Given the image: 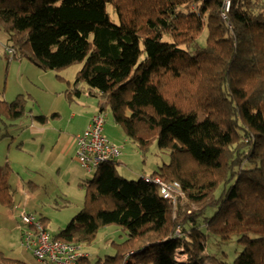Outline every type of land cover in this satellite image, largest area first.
Instances as JSON below:
<instances>
[{
	"label": "trees",
	"instance_id": "16d2710c",
	"mask_svg": "<svg viewBox=\"0 0 264 264\" xmlns=\"http://www.w3.org/2000/svg\"><path fill=\"white\" fill-rule=\"evenodd\" d=\"M223 7L224 0H0L8 47L47 71L83 64L69 99L95 97L144 155L154 143L168 151L171 163L143 176L179 183L184 193L173 204L158 184L119 176L117 158L82 182L85 206L54 241L83 247L115 225L127 237L102 264H179L181 248L187 264H226L208 251L213 235L243 246L234 264H264V0H231L226 19ZM25 114L24 96L7 102L0 94V119ZM13 173L0 167V203L10 208ZM89 257L80 264H92ZM0 264L26 263L0 251Z\"/></svg>",
	"mask_w": 264,
	"mask_h": 264
},
{
	"label": "rangeland",
	"instance_id": "374dc122",
	"mask_svg": "<svg viewBox=\"0 0 264 264\" xmlns=\"http://www.w3.org/2000/svg\"><path fill=\"white\" fill-rule=\"evenodd\" d=\"M107 13L110 21L119 25L115 7L108 5ZM9 37L0 29V94L7 102L24 96L26 114L16 121L6 117L0 119V167L9 164L13 170L10 184L15 191L13 208L0 203V251L26 264H40L32 252L22 245L21 231L17 228L21 212L32 213L38 219L45 218L50 233L55 236L84 208L86 188L81 184L92 180L95 171L88 172L83 168L75 157L77 148L64 146L73 132H64L62 126L69 121L68 116L77 107L85 113L97 112L98 109L93 107L94 111L90 106L85 107L88 104L80 102L79 97L71 96L69 99L67 96V91L73 90L76 75L83 64L52 71L41 69L30 59L20 57L16 52L10 53L7 49L11 45ZM207 38L208 31L204 29L198 40L199 45L204 47ZM164 39L169 40V37L165 36ZM144 57L142 54L140 61ZM52 113L61 114V120H52L56 125L54 132L50 130ZM105 114V134L111 141L124 147L123 155H128L127 159L122 155L115 162L119 176L136 181L144 174H152L171 163V154L162 151L158 143L152 144L144 155L136 143L128 138L126 130L115 123L110 110ZM36 116H45L48 122L41 123L34 118ZM43 130L46 133H39ZM43 147L44 151L41 150ZM126 237L118 226H108L101 229L95 241L84 245L83 249L90 254L92 264H102L116 255V245ZM208 251L226 264H234L243 246L237 243L236 238L222 244L211 235Z\"/></svg>",
	"mask_w": 264,
	"mask_h": 264
},
{
	"label": "built area",
	"instance_id": "2783aa9c",
	"mask_svg": "<svg viewBox=\"0 0 264 264\" xmlns=\"http://www.w3.org/2000/svg\"><path fill=\"white\" fill-rule=\"evenodd\" d=\"M231 0H224L222 17L227 18ZM10 53L15 51L7 47ZM104 116L94 114L87 128L77 136L76 159L88 172L95 171L101 165L116 160L122 155V146L111 142L104 133ZM145 182L156 183L160 186L164 199L173 204L184 197L179 183L168 184L161 179H152L150 176L141 177ZM18 230L22 234V245L32 252L40 264H80V260L90 256L83 247L72 243L54 241L45 226L33 215L26 211L21 212ZM177 233H180L178 229ZM179 264H187L188 256L181 248L174 256Z\"/></svg>",
	"mask_w": 264,
	"mask_h": 264
},
{
	"label": "crops",
	"instance_id": "0c3cea01",
	"mask_svg": "<svg viewBox=\"0 0 264 264\" xmlns=\"http://www.w3.org/2000/svg\"><path fill=\"white\" fill-rule=\"evenodd\" d=\"M90 97L91 96H89L88 94H83L80 97V102L84 103L85 105L88 104L85 107H88V106H90L92 108L95 107L96 110H97L98 108H97V101H96V99L89 100ZM95 104H96V106H95ZM94 111H95V109H94ZM94 113L95 112H93V113L92 112L91 113L82 112V111H80L79 107H77V110H73V112L68 116L69 121L68 122L65 121L64 124H63V126H62V129H63L64 132H68V131L73 132V134L70 135V137L68 139V142L65 143V145H64L65 147L72 146L73 149L74 148L75 149L77 148V136L80 135L87 128V126L89 125V122H90V118H91V116ZM53 114L54 113H52L50 115L52 116ZM54 118H57V119H54ZM53 119L54 120H58V121L61 120V114L60 113H56V115L52 119H50V130H52L54 132V129H56V125L52 121ZM65 130H67V131H65ZM35 132L36 131L34 130L33 133H35ZM39 133H41V134L46 133V130H43V131H41ZM113 143H115L117 145H120V144H118L116 142H113ZM41 150L44 151V147ZM123 156L125 157V159L128 158V155H125L124 154ZM75 157H76V151H75ZM147 175H151V174H147Z\"/></svg>",
	"mask_w": 264,
	"mask_h": 264
},
{
	"label": "bare ground",
	"instance_id": "6f19581e",
	"mask_svg": "<svg viewBox=\"0 0 264 264\" xmlns=\"http://www.w3.org/2000/svg\"><path fill=\"white\" fill-rule=\"evenodd\" d=\"M97 113H100V114H102L103 116H104V120H105V122H106V114H105V112H102V111H100L99 109H98V111L97 112H95L94 114H97ZM93 114V115H94ZM92 115V116H93ZM92 116H91V118H92ZM91 118H90V120H91ZM105 124V123H104ZM183 264H185V263H183Z\"/></svg>",
	"mask_w": 264,
	"mask_h": 264
},
{
	"label": "clouds",
	"instance_id": "9594fccd",
	"mask_svg": "<svg viewBox=\"0 0 264 264\" xmlns=\"http://www.w3.org/2000/svg\"><path fill=\"white\" fill-rule=\"evenodd\" d=\"M105 126V125H104ZM104 133H105V128H104ZM109 139V138H108ZM110 140V139H109ZM111 141V140H110ZM112 142V141H111ZM97 170V169H96ZM95 170V171H96ZM93 172V171H92ZM31 214V213H30ZM35 216V215H34ZM49 233H50V231H49ZM51 234V233H50ZM21 236H22V234H21ZM51 236H52V234H51Z\"/></svg>",
	"mask_w": 264,
	"mask_h": 264
}]
</instances>
